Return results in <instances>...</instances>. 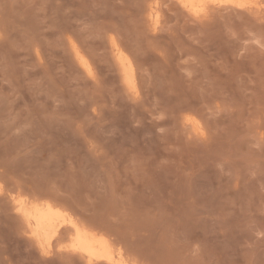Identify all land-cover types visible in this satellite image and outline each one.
<instances>
[{
	"label": "rangeland",
	"instance_id": "rangeland-1",
	"mask_svg": "<svg viewBox=\"0 0 264 264\" xmlns=\"http://www.w3.org/2000/svg\"><path fill=\"white\" fill-rule=\"evenodd\" d=\"M11 1L0 39L8 182L43 189L124 241L129 256L264 264V0L211 6L201 18L160 0L156 28L142 0ZM109 35L134 57L137 95L122 84ZM70 36L93 78L75 65ZM30 39H43L39 61ZM1 213L0 264H66Z\"/></svg>",
	"mask_w": 264,
	"mask_h": 264
},
{
	"label": "bare ground",
	"instance_id": "bare-ground-1",
	"mask_svg": "<svg viewBox=\"0 0 264 264\" xmlns=\"http://www.w3.org/2000/svg\"><path fill=\"white\" fill-rule=\"evenodd\" d=\"M5 1L8 2L9 0H4V2L3 0L0 1V39L1 37L2 38L4 37L3 34H5L4 33L5 31H8L9 29L11 30L10 24H12L11 22L10 23L7 22L9 21L8 19H10V18L7 19V17L10 16L9 15L10 12H8L9 10L8 8H11L12 6L11 3L13 2L10 0L9 2L11 3L9 4L10 6H8ZM142 1H143L142 2L143 5L145 4L144 7H146V14H147L146 17L148 18L150 24L152 25L153 28L158 27V23L161 18L160 17L161 15L160 14L161 13L160 12V9H161L160 0H142ZM174 1L184 11H186V13H189L191 14V16L197 17V18L198 17L201 18L202 16L207 15L211 6L214 7L217 5H220V6L221 5H224V6L232 5V6H238V7H243V8H249V9L258 8V7H260L258 9L263 8L262 5H260L261 3L260 2L258 3L257 0H173V2ZM7 23H9V26ZM32 35L34 34L32 33L31 36ZM60 37L62 38V36ZM33 39H35V36ZM33 39H30L32 40V42L30 41L31 44L29 45L31 46L32 54L39 61L42 58V50H43L42 49L43 45H41L40 40H43V39H40L37 41ZM1 40H4V39H1ZM66 41H67L66 43L68 44V47L71 52L70 54H72L71 56L73 57V60L75 61V62L73 61L75 65L77 64L78 65L77 67H79L83 73L93 78L94 67H93L91 60L87 56V54L82 50L83 47L81 48L80 47L81 45L79 46L76 40L71 36L68 37ZM107 41L112 51L114 60L117 63L116 65H118L120 78H121L124 88L131 94L137 95L138 94V84H137L138 74H137L134 61H133L134 57L133 58L131 57L128 50L124 49L125 47H123L120 43H118L119 41H117V39H115L114 36L108 37ZM13 92L15 93V91ZM59 117L60 116H58V118ZM184 120L186 123L191 125L193 132H195L198 135L204 134V129L197 117L189 114L185 116ZM2 174L0 173V198H1V201L3 200V205L1 204L0 206L1 207L0 212H2L1 213L2 215L9 217L8 219L10 220L8 222L9 224L11 223L9 227L11 226L12 228L14 227L15 232L21 235L24 239H26L31 245H33L41 255L48 257L50 255L57 254L58 256L63 258V260L64 258H66L64 260L66 261V264H70V262L71 264L73 263L74 264L75 263L76 264H178L177 263L178 261H175V259L177 260L178 258H174V257L173 259L170 258V260L167 261L166 258L164 260V259L157 258L155 256L149 257V258H143L140 255L129 256L125 252V248L123 244L124 241L122 242L120 239L112 238L100 226L95 225L90 220L80 219L75 213L67 209L62 204L57 203L51 197L43 196V195L39 196L38 191L40 189H38L37 191L36 190L37 186H35L36 188L32 186L33 188H35L34 192L35 190L37 191V195H36L35 194L36 192L35 193L29 192L28 188H27L28 190L27 191L25 189L26 188L25 184L24 185L22 184L23 186H25L24 188L20 183L15 182L17 180H15L14 182L12 181L13 184L10 183L11 181L8 182L9 177L8 178L4 177L3 175L5 174L3 175ZM8 184H10V186ZM33 188L30 191H33ZM47 195H49L48 192H47ZM6 221H7V217H6ZM15 232L13 231V233Z\"/></svg>",
	"mask_w": 264,
	"mask_h": 264
}]
</instances>
